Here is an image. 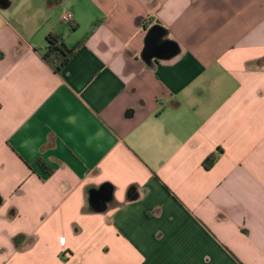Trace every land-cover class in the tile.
Listing matches in <instances>:
<instances>
[{
	"label": "crops",
	"instance_id": "obj_1",
	"mask_svg": "<svg viewBox=\"0 0 264 264\" xmlns=\"http://www.w3.org/2000/svg\"><path fill=\"white\" fill-rule=\"evenodd\" d=\"M0 199V264H264V0H0Z\"/></svg>",
	"mask_w": 264,
	"mask_h": 264
},
{
	"label": "water",
	"instance_id": "obj_2",
	"mask_svg": "<svg viewBox=\"0 0 264 264\" xmlns=\"http://www.w3.org/2000/svg\"><path fill=\"white\" fill-rule=\"evenodd\" d=\"M164 31L159 26H153L147 33L145 47L142 53V59L165 60L174 57L178 52L177 45L170 40H164ZM112 189L108 185H103L97 190H91L89 193V203L93 210L102 212L111 201ZM1 204V199H0Z\"/></svg>",
	"mask_w": 264,
	"mask_h": 264
},
{
	"label": "trees",
	"instance_id": "obj_3",
	"mask_svg": "<svg viewBox=\"0 0 264 264\" xmlns=\"http://www.w3.org/2000/svg\"><path fill=\"white\" fill-rule=\"evenodd\" d=\"M77 47L69 48L64 42V38L56 33H49L46 37V48L42 55V60L51 68V70L59 74L74 56ZM216 161V156L208 157L204 164L209 168ZM18 238L15 239V243Z\"/></svg>",
	"mask_w": 264,
	"mask_h": 264
},
{
	"label": "built area",
	"instance_id": "obj_4",
	"mask_svg": "<svg viewBox=\"0 0 264 264\" xmlns=\"http://www.w3.org/2000/svg\"><path fill=\"white\" fill-rule=\"evenodd\" d=\"M72 13L71 12H65L61 15V22L64 23V24H69L71 21H72Z\"/></svg>",
	"mask_w": 264,
	"mask_h": 264
}]
</instances>
